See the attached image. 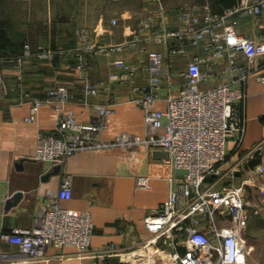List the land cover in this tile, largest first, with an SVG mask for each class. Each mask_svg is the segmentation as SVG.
I'll return each mask as SVG.
<instances>
[{"label": "crops", "instance_id": "0c3cea01", "mask_svg": "<svg viewBox=\"0 0 264 264\" xmlns=\"http://www.w3.org/2000/svg\"><path fill=\"white\" fill-rule=\"evenodd\" d=\"M184 2L187 3L181 0L0 1V17L8 24L12 42L4 49L7 55L0 57V229L10 231L17 226H33L39 210L56 198L64 177L71 175L72 197L61 203L92 214L93 247L114 243L129 248L150 235L145 225L146 215L163 205L175 184L172 179L181 178V174L170 165V156L154 155L153 149H166L152 148L145 141L120 142L119 136L130 139L149 136L144 110L135 100L142 95L136 87L146 85L149 80V59L142 49L161 51L165 56L164 67L171 74V82L162 74L160 98L153 106L157 110L166 109L167 97L179 94L185 86L184 72L192 58L207 54L204 42L187 44L185 53L172 54L169 49L177 42L176 38H170L169 43L158 42L149 31H141L142 19L149 14L154 16L155 24L163 18L169 29H178L182 26L178 8ZM202 2L210 3V0ZM242 3L243 0L238 5ZM235 17L239 20L240 33L264 34V11L261 14L241 11ZM135 35L136 41L124 49H113L115 44ZM26 44L33 51L42 47L52 53L48 57L34 52L23 56ZM119 58L130 61L137 69L136 76L126 83L112 77L119 70L114 63ZM238 58L246 62L240 53ZM227 63L226 57L215 58L212 64H215L216 76L204 86L228 81L224 70ZM260 64L256 74L235 84L246 94L239 104L245 120L244 137L241 144L235 138L229 140L228 156L221 164L222 176L211 178H218L217 188L244 183L245 196L251 199L252 206L255 203L251 191L258 184H264L256 179L260 177L253 171L256 164L252 167L249 164L261 154L246 157L252 147L264 140V58ZM88 83L99 85V92L87 94ZM58 84L67 86L70 93L63 108L73 110L79 122L87 124L97 120L100 117L97 104L113 103L114 111L96 138L105 145L78 150L62 162L52 164L36 158V149L40 133L58 134L56 126L61 108L50 101L49 94ZM38 98L45 102L36 118L28 121L25 118L31 115L32 104ZM56 165L60 166L57 172ZM141 175L149 176V188L138 186L137 178ZM18 191L22 192L20 200L8 206V199ZM247 210L250 211L249 207ZM246 222L249 231L250 219ZM18 251L17 246L0 240V253L15 256L4 259L0 255V264H87L90 261L80 257L77 248L71 245L50 246L42 261L27 260ZM162 257L164 260L159 264H166L172 258L165 254ZM109 261L124 264L118 256Z\"/></svg>", "mask_w": 264, "mask_h": 264}, {"label": "built area", "instance_id": "2783aa9c", "mask_svg": "<svg viewBox=\"0 0 264 264\" xmlns=\"http://www.w3.org/2000/svg\"><path fill=\"white\" fill-rule=\"evenodd\" d=\"M163 8V6H161ZM182 26L169 29L161 18L155 24L152 14L141 22V31H149L158 42H177L170 45V52L185 53L187 44L203 47L206 55H196L188 63L184 72L185 86L177 95L167 97V108L154 109L160 98L162 74H171L164 67V54L159 50L142 49L149 59V80L144 86L136 87L142 95L135 97L144 110L149 136L142 139L135 136H119V141L148 142L152 148L169 151V163L181 178L172 179L175 184L167 199L160 207L153 208L145 217L150 235L136 241L129 248L114 243L93 247L94 222L87 210L64 206L61 201L73 194L72 177H64L56 198L46 202L39 210L31 227H14L10 231L0 229V240L18 247L19 253L27 260L42 261L47 257L50 246H75L80 257L88 258L87 264H110L109 258L118 256L124 264H159L162 254L171 256L166 264H243L246 259L247 244L242 228L250 216L247 207L251 201L246 198L245 184L230 183L222 188L215 187L222 176L221 164L228 156V142L235 138L241 144L245 132V120L239 104L245 97L242 87L235 85L246 80L260 70V60L264 58V34L249 36L237 29V12L261 14L264 0H243V3L214 12L209 2H194L178 8ZM136 35L113 49L122 50L135 42ZM32 52L50 56L49 49L42 47L33 51L26 44L23 56ZM242 54L243 63L238 58ZM226 57L224 70L228 81L204 86L216 76L215 58ZM119 68L112 77L126 83L137 74L136 67L128 60H115ZM210 63V64H206ZM2 72L0 69V82ZM264 81V75L262 76ZM100 86L88 83L86 93L94 95ZM50 101L61 108L56 126V134L40 133L36 158L52 164L62 162L68 155L86 148L101 147L106 143L96 140L98 133L107 126L108 117L114 111L113 103L97 104L100 117L91 123L77 120L73 110L63 106L69 99V90L58 84L49 90ZM29 95V94H27ZM43 99L32 104L28 121L36 118ZM163 127L160 131L159 127ZM260 153L262 161L255 165V174H264V140L257 143L247 156ZM218 177L211 180L212 177ZM138 186L149 188L150 178L141 175ZM183 247V248H182ZM182 250H181V249ZM4 259L14 258V254L1 252ZM124 256V257H123ZM162 259V260H161ZM165 264V263H164Z\"/></svg>", "mask_w": 264, "mask_h": 264}, {"label": "rangeland", "instance_id": "374dc122", "mask_svg": "<svg viewBox=\"0 0 264 264\" xmlns=\"http://www.w3.org/2000/svg\"><path fill=\"white\" fill-rule=\"evenodd\" d=\"M187 3H182L183 5H189L194 2H202L203 0H181ZM115 6V5H114ZM117 6V5H116ZM172 5L171 7H175ZM122 19V18H121ZM124 20V18H123ZM122 20V21H123ZM260 177L256 179L264 182V174H257ZM264 184L260 183L251 191L254 196V205H249L250 212V226L249 231L246 230V226L242 228V235L244 239H247V255L245 262L243 264H264ZM262 196V197H261ZM251 201V199H250ZM252 204V201H251ZM247 207V209H248ZM252 249V250H251Z\"/></svg>", "mask_w": 264, "mask_h": 264}, {"label": "trees", "instance_id": "16d2710c", "mask_svg": "<svg viewBox=\"0 0 264 264\" xmlns=\"http://www.w3.org/2000/svg\"><path fill=\"white\" fill-rule=\"evenodd\" d=\"M1 1V0H0ZM241 0H210L211 8L214 12L223 13L226 9L234 6H238ZM2 17H0V57L7 55V52L4 49H7L8 46L12 43L10 41L8 33V24L4 22ZM261 162V156H257L249 161L250 166Z\"/></svg>", "mask_w": 264, "mask_h": 264}, {"label": "water", "instance_id": "95a60500", "mask_svg": "<svg viewBox=\"0 0 264 264\" xmlns=\"http://www.w3.org/2000/svg\"><path fill=\"white\" fill-rule=\"evenodd\" d=\"M153 152L155 156H159V157L167 158L170 156V153L167 150L153 149ZM59 168L60 166L56 165L54 171L57 172ZM21 196H22L21 191H18L14 195H12V197L8 199V206L15 205L20 200Z\"/></svg>", "mask_w": 264, "mask_h": 264}, {"label": "bare ground", "instance_id": "6f19581e", "mask_svg": "<svg viewBox=\"0 0 264 264\" xmlns=\"http://www.w3.org/2000/svg\"><path fill=\"white\" fill-rule=\"evenodd\" d=\"M252 250V249H251ZM164 256V255H163Z\"/></svg>", "mask_w": 264, "mask_h": 264}]
</instances>
